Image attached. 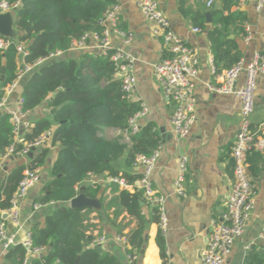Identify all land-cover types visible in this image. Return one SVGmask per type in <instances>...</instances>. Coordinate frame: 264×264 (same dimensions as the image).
Instances as JSON below:
<instances>
[{"label":"crops","instance_id":"0c3cea01","mask_svg":"<svg viewBox=\"0 0 264 264\" xmlns=\"http://www.w3.org/2000/svg\"><path fill=\"white\" fill-rule=\"evenodd\" d=\"M114 1L120 5L118 27L130 33L132 40L123 46L120 39L112 35V46H123L128 53L136 57L134 63L136 87L132 100L147 108L146 114L140 117L138 122L140 128L148 124L152 125L160 136L159 156L151 172V183L155 193L168 195L165 202L168 227L162 235L165 258L161 257L156 242L159 228L157 221L152 219L154 216L152 206L141 202L142 213L148 220L144 230L147 240L144 239L143 252L137 254L133 263H128L125 253L126 244L119 241L118 237L128 235L135 228L136 220L117 203L118 192L124 189L123 186L111 184L110 178L105 177L104 174H90L75 187L76 196L80 192L84 193L87 186L99 184L102 188L98 196L94 198L99 202L98 208H81L83 215L81 229L93 239L104 234L106 241L101 249L113 252L123 264H163L164 261L169 264H201V253L208 240L210 221L221 219L225 212L226 199L233 180L230 146L240 126V100L232 95L214 92L207 86L208 83L218 84L217 75L212 74L211 70V63L213 65L214 63L207 37V31L212 27V16L210 22L206 21V28L194 31L196 26L188 16L181 12L179 0H158L172 30L194 50L199 60L198 80L194 88L196 121L189 134L178 139L173 133L171 124L174 105L164 96L153 71V64L169 57V53L163 46L161 38L153 32V23L143 17L132 0ZM206 1L187 0L183 3V9L200 10L204 14L207 12L211 14V10H221L224 5V0H214L212 6L207 7ZM237 9L246 14L245 28L249 30V39L243 40V36L234 32L233 29L229 30L227 38L236 43L240 59L247 62L254 52L264 54V39L262 37L264 8L257 11L255 0H243L242 3L241 0H237V4L232 5L231 10ZM12 15L14 17L13 13ZM18 35L14 38H17ZM96 43L92 37L89 38L90 46L96 45ZM85 51L100 53V49L95 47L68 49L56 58H77L81 52ZM16 62L18 64L17 60ZM221 64L222 62H220V66ZM222 71L223 69L220 73ZM28 76L29 74L24 75L12 92L4 94V106L0 108V117L16 107ZM113 78L119 79L118 74L115 73ZM244 78V73H241L236 84L242 85ZM255 83L254 110L250 115V123L251 127L257 130L264 122V74L258 73ZM51 98L52 94H49L38 106L26 112L23 118L28 123L26 131H30L39 119H48L55 127L52 118L54 109L48 106ZM101 135L107 140L118 139L127 148L130 147V138L126 139L127 134L124 130L107 127ZM48 143L49 138L43 146L32 149L31 156L0 157L2 165L0 183L11 169L19 163H28L29 159ZM59 149V146L50 148L45 163L38 167L39 181L18 200V224L14 225L8 217L0 216V221L5 224L6 231L14 236L16 242L24 240L33 224L39 223L43 226L45 216L58 206L57 203L50 202L35 208L34 204L37 203L35 199L40 196L44 182L51 178L50 169L56 160ZM181 154L188 157V171L184 182L186 196L179 198L173 194V182ZM113 166L119 170L120 175L141 173L140 167L133 164L129 167L125 165V154L113 162ZM248 173L256 185L255 206L246 222L243 235L236 240L223 264L244 262V258L252 246H257V250L264 252V239L259 237V231L264 222V154L252 152L249 155ZM81 187H84L83 191L80 190ZM67 204L69 205V201ZM0 213L4 214V211H0ZM7 250L0 246V264H6L4 254ZM47 251L48 249L45 248L41 254L28 255L26 264H30L31 259L41 257Z\"/></svg>","mask_w":264,"mask_h":264},{"label":"trees","instance_id":"16d2710c","mask_svg":"<svg viewBox=\"0 0 264 264\" xmlns=\"http://www.w3.org/2000/svg\"><path fill=\"white\" fill-rule=\"evenodd\" d=\"M0 1L19 5L14 12V28L19 32L17 40L24 42L28 49L26 63L52 52H65L72 42L80 40L86 33L100 34L102 27L98 25V19L107 7L115 3L114 0ZM185 1L179 0L183 15L188 16L196 28H206L205 14L200 10L183 9ZM236 4L237 0H224L221 10H211L212 27L207 31V37L216 74L240 59L236 43L227 38L230 29L242 36L246 34V14L239 9L231 10ZM112 52L109 50L103 55L85 51L77 58L51 59L31 72L23 86L22 109L25 111L35 108L52 94L48 106L54 109L55 127L50 120L39 119L30 131L22 134L24 141L33 142L51 131L49 143L28 163H19L11 169L0 183V211L10 207V200L17 192L24 171L42 166L50 148L60 147L50 169L51 178L44 182L40 196L35 199L40 204L54 202L58 206L45 216L43 226L35 223L29 232L32 248L44 247L48 251L31 259L30 264H74L76 258H79L77 264H123L113 252L91 245L93 237L81 229L82 210L67 204L76 196L75 187L90 174H104L107 178H122L128 184L134 183L141 175H120L113 162L125 154V165L129 167L137 155H150L160 144L159 133L150 124L130 136L129 148L118 139L107 140L101 135L107 127L127 129L128 119L141 109L139 102L126 98L121 91L120 80L113 78L116 67L110 60ZM16 58L13 45L0 50V96L17 77ZM12 141V122L5 113L0 117L1 156H5ZM22 148L23 144L17 143L14 150L17 152ZM101 190L99 184L87 186L84 194L88 198H96ZM141 202L147 203L140 189L118 192V205L136 220L135 228L125 236L126 254H139L145 244L144 230L148 220L142 213ZM152 209L156 212L154 206ZM152 219L158 221V216L155 214ZM156 242L164 259V240L160 231ZM26 256V248L16 243L5 252L4 260L6 264H24ZM244 264H264V252L252 246Z\"/></svg>","mask_w":264,"mask_h":264},{"label":"built area","instance_id":"2783aa9c","mask_svg":"<svg viewBox=\"0 0 264 264\" xmlns=\"http://www.w3.org/2000/svg\"><path fill=\"white\" fill-rule=\"evenodd\" d=\"M133 4L139 9L143 17L152 22L154 25L153 32L161 38L163 46L169 53V57L164 58L153 64L154 76L161 85L162 92L174 105L171 115V124L174 135L178 139L186 137L192 125L196 121L194 94L195 83L198 80V64L199 60L194 50L181 39L171 28L170 22L165 13L161 9L158 0H132ZM214 0H207L206 6L211 7ZM243 0H241V3ZM18 3L9 5L5 1H0V13H13L18 8ZM255 8L260 11L264 8V0H255ZM120 5L117 3L107 7L101 17L98 19V25L102 27L100 34L95 32L86 33L80 40L72 42L69 49L97 48L100 53L106 55L109 50H113L110 54V60L115 63L116 74H118L121 91L128 100H132V96L136 87V76L134 74V63L136 57L128 53L123 46L129 44L132 35L121 30L118 27V14ZM200 29L194 28V31ZM246 34L243 40L249 39V30L245 28ZM120 39L123 46H112L111 36ZM92 37L97 43L90 46L86 40ZM264 39V33L262 34ZM11 45L14 46L17 53L18 71L16 79L3 89L0 96V108L4 106V94L10 93L16 87L17 82L26 74H31L41 64L56 58L62 51L50 53L48 56L37 59L32 63H26L25 57L28 55V49L24 42H19L17 38L4 36L0 33V50H6ZM212 74L217 75L218 84L208 83L210 90L224 94L232 95L240 100V126L236 133V137L230 146V157L232 159L233 180L226 199V208L221 219H212L208 228V240L201 253V264H223L226 257L231 252L236 240L244 233L246 222L255 206V190L256 185L252 177L248 173V155L255 151L264 154V122L260 124V128L254 130L251 127L250 115L254 110V95L256 88V75L264 74V54L254 52L249 61L239 59L229 68L223 70L220 74H216L215 67L211 63ZM244 73L245 78L242 85L236 84L238 76ZM23 97L17 100L16 107L8 110L12 122L13 141L6 148L5 156H26L32 149L43 146L50 137L51 132L47 131L36 138L33 142L23 140L22 133L28 128V123L24 121L26 115L22 109ZM147 108L141 105V109L132 115L127 121L128 140L132 134L139 131L140 125L138 119L144 116ZM22 143L23 148L15 152V144ZM159 156V147L154 149L150 155L139 154L136 156L133 165L141 168V177L134 183L128 184L122 178H110L111 182H117L124 189L133 191L135 188L142 190L143 197L149 205L156 208L153 214L158 216V228L163 235L168 227V219L165 211V202L168 195L157 194L152 188L151 172L155 167ZM2 167L0 163V168ZM188 171V157L181 154L178 159V167L176 177L173 182V194L179 198L186 196L185 177ZM39 168L25 170L22 179L18 184L16 194L10 200V207L4 211L7 217L14 225L18 224V200L25 196L29 190L40 179ZM40 203H35L34 207H40ZM259 237L264 239V222L259 231ZM125 245V237H118ZM106 241L104 234L94 238L91 245L101 247ZM18 242V241H17ZM12 234L6 231L5 224L0 221V246L8 249L17 243ZM21 243L27 250V256L30 254H41L44 247L32 248L30 233L28 232ZM27 256L24 264L27 263ZM128 263H133L137 258V253L126 254ZM163 264H169L164 261ZM244 264V262L240 263Z\"/></svg>","mask_w":264,"mask_h":264},{"label":"water","instance_id":"95a60500","mask_svg":"<svg viewBox=\"0 0 264 264\" xmlns=\"http://www.w3.org/2000/svg\"><path fill=\"white\" fill-rule=\"evenodd\" d=\"M206 17V21L210 22L211 21V15L210 12H207L205 14ZM0 33L4 36H8V37H16L18 35L17 30L14 28V17L12 15V13L10 12H4V13H0ZM3 72V69H2ZM29 156L32 155V152H30L28 154ZM1 157V155H0ZM12 157V156H10ZM111 184L113 185H118L117 182H111ZM84 187H81L80 190L83 191ZM142 204V203H141ZM69 206L72 208H85V207H94V208H98L99 207V202L97 199L94 198H88L84 195L83 192H80L77 196H75L74 198H72L71 200H69ZM0 216H2L3 218L7 217V214H1ZM144 239L147 240V236H144ZM97 249L101 250V247L99 246H95ZM143 252V250L141 251ZM79 261V258H76L75 263L77 264Z\"/></svg>","mask_w":264,"mask_h":264},{"label":"rangeland","instance_id":"374dc122","mask_svg":"<svg viewBox=\"0 0 264 264\" xmlns=\"http://www.w3.org/2000/svg\"><path fill=\"white\" fill-rule=\"evenodd\" d=\"M18 157H20V156H18Z\"/></svg>","mask_w":264,"mask_h":264}]
</instances>
